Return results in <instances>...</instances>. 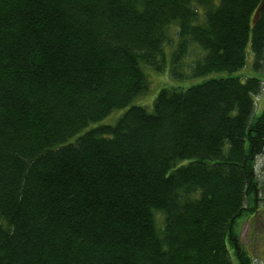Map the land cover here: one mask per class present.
<instances>
[{
	"label": "trees",
	"instance_id": "obj_1",
	"mask_svg": "<svg viewBox=\"0 0 264 264\" xmlns=\"http://www.w3.org/2000/svg\"><path fill=\"white\" fill-rule=\"evenodd\" d=\"M170 30L173 79L226 76L86 130L146 95ZM263 89L264 0H0V264H253Z\"/></svg>",
	"mask_w": 264,
	"mask_h": 264
},
{
	"label": "rangeland",
	"instance_id": "obj_2",
	"mask_svg": "<svg viewBox=\"0 0 264 264\" xmlns=\"http://www.w3.org/2000/svg\"><path fill=\"white\" fill-rule=\"evenodd\" d=\"M174 28L177 32V25L171 24L169 29ZM174 31L168 32L169 43L164 45L165 66L161 73L154 72L151 68L143 67L142 70L148 81V90L145 96L134 99L126 108L114 110L107 117L102 119L96 124H90L86 130L95 128L98 126H113L122 114L130 106L141 107L147 112L151 113L153 108V102L161 89H176L185 91L186 89L201 85L205 81L211 78L225 77V74H212L204 78H185L182 80L173 79L170 75V55L176 47L177 36L174 35ZM251 56L248 55L246 66L238 71L235 76L239 77L241 81L244 78L241 77H258L251 69ZM189 62H186V67L183 69L185 74L189 73ZM250 65V66H249ZM264 110V89L259 96L255 98L254 117H258ZM256 172L258 174V180L264 181V157H261L256 162ZM260 206L263 209H259L255 216H244L237 221L235 226V232L239 235L240 243L248 256L253 260V264H264V203Z\"/></svg>",
	"mask_w": 264,
	"mask_h": 264
}]
</instances>
